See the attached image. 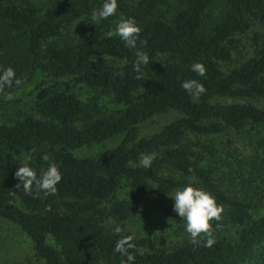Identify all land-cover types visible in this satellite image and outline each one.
I'll list each match as a JSON object with an SVG mask.
<instances>
[{
    "label": "trees",
    "instance_id": "16d2710c",
    "mask_svg": "<svg viewBox=\"0 0 264 264\" xmlns=\"http://www.w3.org/2000/svg\"><path fill=\"white\" fill-rule=\"evenodd\" d=\"M101 2L0 0V66L13 67L23 81L0 92V99L29 84L34 93L31 113L0 122V219L28 238L42 264H120L122 257L112 251L117 239L112 227L119 224L123 234H131L126 222L133 205L152 195H168L195 178L224 206L234 237L214 234L216 243L210 248L191 239L161 248L134 236L137 248L144 250L134 264L251 262L264 244V206L249 186L251 176L264 182V109L249 102L215 101L264 99V0H118L119 12L142 27L137 49L148 54L149 65L142 66L139 79L133 69L136 50L105 35L116 18L92 25L77 41L62 35ZM250 31L251 56L224 71L240 36ZM110 60L123 64L113 67ZM197 61L206 67L204 77L189 70ZM185 79L204 84L199 99L180 88ZM79 86L109 96L119 109L99 116L77 98ZM169 112L177 117L149 136L140 135L143 125ZM247 127L258 131L245 157L250 170L242 192L234 194L226 191L212 166L202 164L204 154L188 138ZM117 137L115 146L94 155L74 154ZM150 152L156 153L150 168L139 167V155ZM26 153L37 169L47 167L42 153L57 164L62 180L54 195L35 189L26 195L17 185L13 173L18 165L11 154L22 163ZM122 181L128 195L116 199ZM172 203L157 208L171 215Z\"/></svg>",
    "mask_w": 264,
    "mask_h": 264
},
{
    "label": "rangeland",
    "instance_id": "374dc122",
    "mask_svg": "<svg viewBox=\"0 0 264 264\" xmlns=\"http://www.w3.org/2000/svg\"><path fill=\"white\" fill-rule=\"evenodd\" d=\"M37 4L45 0H33ZM131 1V0H130ZM83 18V17H82ZM80 18V19H82ZM77 20L63 32V36L70 40L77 41L83 38L88 29L92 26L87 20ZM254 29H257L255 26ZM253 31L246 35L240 36V44L233 52L232 62L223 64L222 69L228 71L229 68L246 60L251 56L252 47L249 37ZM113 67H119L123 64L119 60H110ZM77 98L90 108L98 111L99 116H107L117 109L111 102L109 96L102 95L100 91L79 86L74 90ZM33 84L24 86L20 91L12 95H4L0 99V122L7 119H15L19 112H32L33 105ZM220 104H235L249 102L257 108L264 109V99H235L219 98L215 101ZM177 117L174 112H169L163 116L153 118L141 127L140 135L149 136L156 132L160 127ZM258 130L247 127L241 132H236L228 128L223 129L220 133L209 136H189V140L197 152H202L205 156L203 163L213 167L216 176L224 181V188L227 192L236 194L241 191V183L247 177L250 170L246 166L245 157L248 148L253 146ZM119 137L114 138L102 145H96L88 149L74 152L77 156H91L97 152L115 146ZM211 148L212 153H208L207 148ZM250 190L258 193L256 202L264 206V182L256 181L250 177ZM259 185V188L255 189ZM128 192L127 185L122 181L120 188L115 193L116 199H125ZM244 192V190H243ZM172 193V192H171ZM171 193L165 196L152 195L148 200L139 205L132 206V212L126 222L127 230L137 238H148L157 247L170 248L175 243L183 239H190L184 231V222L173 212L171 215L164 214L158 208V204H167L172 202ZM213 235L217 234L225 238H233L235 230L232 229L222 214V219L217 226L213 221ZM48 243L53 244V240L48 239ZM259 257L246 264H264V244L259 250ZM0 264H42L32 251L28 238L13 224L0 219Z\"/></svg>",
    "mask_w": 264,
    "mask_h": 264
},
{
    "label": "clouds",
    "instance_id": "9594fccd",
    "mask_svg": "<svg viewBox=\"0 0 264 264\" xmlns=\"http://www.w3.org/2000/svg\"><path fill=\"white\" fill-rule=\"evenodd\" d=\"M109 18H116L114 27L105 33L106 37H118L124 47L135 49L133 69L139 79L143 73L142 66L149 65V56L146 52L137 49V41L140 39L142 27L134 17H125L118 9V0H102L98 7H94L80 20H87L92 25H98ZM189 70L199 77H204L206 67L201 62H194ZM23 81L17 76L11 66H0V92L13 87H20ZM180 88L192 99L199 97L206 91L204 84L197 79H185L180 82ZM12 159L17 160L18 167L13 173L18 179L17 185L22 186L24 193L31 194L34 189L44 196L54 195L57 185L62 180V174L57 164L50 160L47 153H42L40 159L47 162V167L37 169L31 164V153H26L23 162H19L14 154ZM156 153H141L138 158V166L148 169L155 159ZM128 195V193H127ZM172 209L184 222V231L188 234L191 242L195 245L198 240H203V247L210 248L216 243L213 235V221L217 226L222 219L224 206L217 202L216 197L203 187L197 186L195 178L181 187L174 189L170 196ZM112 232L117 236L112 251L118 253L122 259L120 264H134L136 255H143L144 250L137 248L132 234H123L125 229L116 224ZM130 250H135V253Z\"/></svg>",
    "mask_w": 264,
    "mask_h": 264
}]
</instances>
